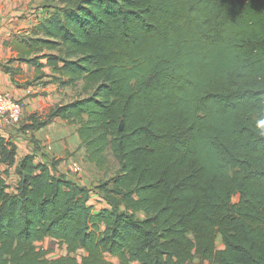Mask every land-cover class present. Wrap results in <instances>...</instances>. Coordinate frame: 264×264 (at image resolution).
Segmentation results:
<instances>
[{"label":"trees","instance_id":"obj_1","mask_svg":"<svg viewBox=\"0 0 264 264\" xmlns=\"http://www.w3.org/2000/svg\"><path fill=\"white\" fill-rule=\"evenodd\" d=\"M62 2L27 53L81 87L51 116L118 170L95 186L99 211L33 154L11 191L0 134V264H264V0ZM46 237L68 254L47 258Z\"/></svg>","mask_w":264,"mask_h":264},{"label":"crops","instance_id":"obj_2","mask_svg":"<svg viewBox=\"0 0 264 264\" xmlns=\"http://www.w3.org/2000/svg\"><path fill=\"white\" fill-rule=\"evenodd\" d=\"M49 16L50 13L35 5L34 0H0V88L11 92L24 104L22 123L7 128L1 134L17 148L15 165L1 164L3 170L7 169L3 177L10 185L8 178L12 168L16 172L20 159L26 154H33L36 162L48 164L56 175L66 176L91 188L89 204L99 211L108 207V203L95 187L89 185L87 171L81 174L68 172L70 157L74 155L81 158L84 167L94 165L86 158L85 147L77 131L78 125L51 116L53 108L77 97L67 99V91L71 86L55 79L56 74L51 66L43 60L45 57L36 59L38 67L31 60L39 54L27 53L26 40L34 37L37 26ZM27 89L33 92L28 93ZM16 176L19 182L17 172ZM15 189L10 187L11 191ZM133 263L139 264L137 261ZM187 264L210 263H202L201 258L196 256Z\"/></svg>","mask_w":264,"mask_h":264},{"label":"rangeland","instance_id":"obj_3","mask_svg":"<svg viewBox=\"0 0 264 264\" xmlns=\"http://www.w3.org/2000/svg\"><path fill=\"white\" fill-rule=\"evenodd\" d=\"M34 1H35V5L43 7L44 11L47 10L49 13H51L55 9L63 6L62 0H34ZM43 60L47 61L46 58H43ZM54 77L56 79V75ZM56 80H60V79H56ZM61 84H62V82H61ZM69 86H71V85H69ZM76 86H71L69 88V91H67V97H68L67 99H69V98L73 99V98L77 97L78 93L80 92L81 87H76ZM22 120H23V118H22ZM22 120H21L20 124L22 123ZM20 124H18V125H20ZM70 158L78 160L79 162L82 161L79 156L77 157V155L71 156ZM81 164H83V163L81 162ZM2 166H4V165H2ZM112 166L114 167V169L111 170L109 173H104L103 171H100L94 165H89L88 167H84V170H86L87 174H88L89 185L91 187H95L98 183H100L102 181L104 182L105 180H107V178L111 177L114 173H116V171L118 170V166L114 161H113ZM12 169H13V171H11V173H10L11 176H9L8 180L10 183V187L14 188V187H16V183L18 182V179H17L16 172H15L14 168H12ZM235 200H238V198H235ZM36 245L39 249L46 251V257L49 259H56V258H59L61 256H65L68 254L67 244H65L64 242H62L56 238H53V237H46L44 240L38 241L36 243ZM218 246L220 248L224 247V244L222 243L221 238H219V240H218ZM83 254H84V251L79 250L74 255L76 257H78V259L81 261L83 256H84ZM107 258L113 260L114 262H117V258L111 256L110 254H107Z\"/></svg>","mask_w":264,"mask_h":264},{"label":"built area","instance_id":"obj_4","mask_svg":"<svg viewBox=\"0 0 264 264\" xmlns=\"http://www.w3.org/2000/svg\"><path fill=\"white\" fill-rule=\"evenodd\" d=\"M32 93V89H27ZM24 104L23 101L16 98L11 92L4 91L0 88V134L7 128L20 124L23 118ZM69 173L81 174L84 166L78 160L71 158L68 164ZM211 264V263H210Z\"/></svg>","mask_w":264,"mask_h":264}]
</instances>
